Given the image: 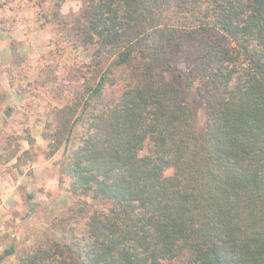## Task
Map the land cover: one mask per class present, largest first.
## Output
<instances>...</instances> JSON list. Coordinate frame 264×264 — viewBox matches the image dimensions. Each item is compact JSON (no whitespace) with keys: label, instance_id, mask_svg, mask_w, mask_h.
I'll use <instances>...</instances> for the list:
<instances>
[{"label":"trees","instance_id":"obj_1","mask_svg":"<svg viewBox=\"0 0 264 264\" xmlns=\"http://www.w3.org/2000/svg\"><path fill=\"white\" fill-rule=\"evenodd\" d=\"M83 1L98 80L57 109L47 153L64 145L63 239L17 264H264V0ZM176 46L201 123L170 79Z\"/></svg>","mask_w":264,"mask_h":264},{"label":"rangeland","instance_id":"obj_2","mask_svg":"<svg viewBox=\"0 0 264 264\" xmlns=\"http://www.w3.org/2000/svg\"><path fill=\"white\" fill-rule=\"evenodd\" d=\"M86 22L83 0H0V110L12 107L0 116V264H17L34 245L63 239L57 222L69 215L71 201L69 182L58 176L65 148L62 144L47 157L48 142L62 133L57 109L71 104L84 84L98 80L89 64L93 48L83 41ZM174 52L170 79L201 123L202 98L187 82L193 77L192 59L180 46ZM80 128L77 123L69 143H76ZM12 154L21 157L17 161ZM85 218L69 219L66 229L74 226L79 234Z\"/></svg>","mask_w":264,"mask_h":264},{"label":"crops","instance_id":"obj_3","mask_svg":"<svg viewBox=\"0 0 264 264\" xmlns=\"http://www.w3.org/2000/svg\"><path fill=\"white\" fill-rule=\"evenodd\" d=\"M0 116H2L1 112H0Z\"/></svg>","mask_w":264,"mask_h":264}]
</instances>
